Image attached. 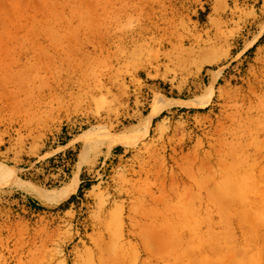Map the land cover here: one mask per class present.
I'll use <instances>...</instances> for the list:
<instances>
[{
	"label": "rangeland",
	"instance_id": "rangeland-1",
	"mask_svg": "<svg viewBox=\"0 0 264 264\" xmlns=\"http://www.w3.org/2000/svg\"><path fill=\"white\" fill-rule=\"evenodd\" d=\"M198 245L264 249V0H0V264Z\"/></svg>",
	"mask_w": 264,
	"mask_h": 264
},
{
	"label": "bare ground",
	"instance_id": "bare-ground-1",
	"mask_svg": "<svg viewBox=\"0 0 264 264\" xmlns=\"http://www.w3.org/2000/svg\"><path fill=\"white\" fill-rule=\"evenodd\" d=\"M173 105V102L167 101L161 107L166 109ZM142 137V134L137 135L135 141ZM78 182V175H75L69 186L55 192L41 191L32 187L27 188L20 184L16 186L33 196L41 205L50 206L53 203L68 199L76 191ZM171 257L172 261L166 258H157L151 260L154 263L145 260L141 264H264V249H245L237 246L220 245L186 246L184 249L174 250Z\"/></svg>",
	"mask_w": 264,
	"mask_h": 264
}]
</instances>
